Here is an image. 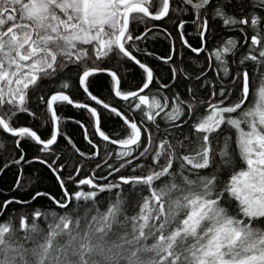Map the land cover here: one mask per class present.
Segmentation results:
<instances>
[{
  "label": "snow or ice",
  "instance_id": "1",
  "mask_svg": "<svg viewBox=\"0 0 264 264\" xmlns=\"http://www.w3.org/2000/svg\"><path fill=\"white\" fill-rule=\"evenodd\" d=\"M8 170L0 264H264V0H0Z\"/></svg>",
  "mask_w": 264,
  "mask_h": 264
},
{
  "label": "trees",
  "instance_id": "2",
  "mask_svg": "<svg viewBox=\"0 0 264 264\" xmlns=\"http://www.w3.org/2000/svg\"><path fill=\"white\" fill-rule=\"evenodd\" d=\"M154 50L157 51L158 53L163 51V45L162 44L155 45ZM127 80L129 83H134V73H129L127 75ZM100 90L102 91V89ZM65 114L73 115L76 118L84 119V117H81L79 112H77L76 110H72L70 106ZM116 127L117 126L113 120L106 121V124H105L106 130H109V129L114 130ZM66 130L73 137V139L78 143L79 146H81L82 148H87V145L82 140V130H80L77 125H72L71 122H69V126L67 127ZM26 175L32 176L33 179H38L39 180L38 186L41 188V190L52 187V181L47 178L41 166L39 165L34 164L32 166H26ZM12 180H13V172L11 170H8L4 172L3 174H0V189L4 190L5 195H7V187L12 182Z\"/></svg>",
  "mask_w": 264,
  "mask_h": 264
}]
</instances>
